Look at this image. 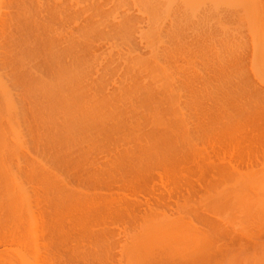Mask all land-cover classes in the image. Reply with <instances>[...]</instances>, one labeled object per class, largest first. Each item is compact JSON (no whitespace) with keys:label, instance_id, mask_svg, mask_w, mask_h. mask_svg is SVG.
I'll use <instances>...</instances> for the list:
<instances>
[{"label":"bare ground","instance_id":"1","mask_svg":"<svg viewBox=\"0 0 264 264\" xmlns=\"http://www.w3.org/2000/svg\"><path fill=\"white\" fill-rule=\"evenodd\" d=\"M223 1L0 0V264H264V23Z\"/></svg>","mask_w":264,"mask_h":264},{"label":"rangeland","instance_id":"2","mask_svg":"<svg viewBox=\"0 0 264 264\" xmlns=\"http://www.w3.org/2000/svg\"><path fill=\"white\" fill-rule=\"evenodd\" d=\"M223 4L233 6L230 9L229 13H227L226 15L232 14V16H229V18L232 17L233 19L232 18L227 19V21L230 20L229 22H227L228 23L227 25H229L232 28H235V32L237 28L241 27V22L237 20L238 16L243 18L241 21L248 22L246 25L253 23L255 15H258L262 19L263 22L262 21L260 22V20L258 19L260 23H264V0H224ZM253 4H255L256 6H259V10L257 12L250 9L251 8L250 6ZM238 34L239 35L244 34L246 37H248L251 40V33L248 29L240 30ZM243 45L244 44H240L238 45V47L243 46ZM240 127L241 125L239 126V128ZM243 127L245 128L246 126H243ZM247 128L248 127H246L245 130ZM250 128L254 129L255 127L253 126ZM238 131L237 132L233 131V132L238 133V134H241L242 131L244 132V130L241 128Z\"/></svg>","mask_w":264,"mask_h":264}]
</instances>
